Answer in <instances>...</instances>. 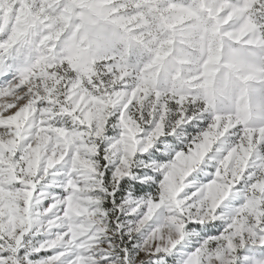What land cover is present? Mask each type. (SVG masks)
<instances>
[{
	"label": "snow or ice",
	"instance_id": "1",
	"mask_svg": "<svg viewBox=\"0 0 264 264\" xmlns=\"http://www.w3.org/2000/svg\"><path fill=\"white\" fill-rule=\"evenodd\" d=\"M0 264H264V0H0Z\"/></svg>",
	"mask_w": 264,
	"mask_h": 264
}]
</instances>
